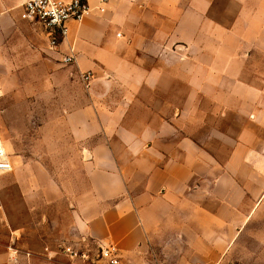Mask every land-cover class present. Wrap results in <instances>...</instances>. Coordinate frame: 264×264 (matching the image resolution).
Wrapping results in <instances>:
<instances>
[{"label": "crops", "instance_id": "obj_1", "mask_svg": "<svg viewBox=\"0 0 264 264\" xmlns=\"http://www.w3.org/2000/svg\"><path fill=\"white\" fill-rule=\"evenodd\" d=\"M25 1L0 0L8 173L71 150L84 179L71 209L79 245H115L129 262L162 227L181 231L178 217L186 247L210 262L237 246L234 233L264 215V0H90L55 51ZM47 247L13 255L86 258Z\"/></svg>", "mask_w": 264, "mask_h": 264}, {"label": "rangeland", "instance_id": "obj_2", "mask_svg": "<svg viewBox=\"0 0 264 264\" xmlns=\"http://www.w3.org/2000/svg\"><path fill=\"white\" fill-rule=\"evenodd\" d=\"M41 156L43 167L19 169L17 176L14 169L0 174V264H26L13 255L14 248L31 245L58 248L59 252L68 246L86 255L75 260L63 257L65 264H104L99 258L100 246L90 241L80 246L73 230L74 192L82 191L74 185L84 179L80 169L67 166L72 151L65 153L64 160L50 151H41ZM177 227L181 229L178 233L162 227L147 252L137 254L132 262L121 256L120 264H264V215L252 219L239 234L235 232L237 246L219 249L222 253L216 262L209 261L208 249H200L204 254L197 255L196 249L186 247L184 217H178ZM190 228L202 234L197 225ZM194 230L189 232L191 236Z\"/></svg>", "mask_w": 264, "mask_h": 264}, {"label": "built area", "instance_id": "obj_3", "mask_svg": "<svg viewBox=\"0 0 264 264\" xmlns=\"http://www.w3.org/2000/svg\"><path fill=\"white\" fill-rule=\"evenodd\" d=\"M90 0H27L23 4L25 16L37 22L48 35V48L55 51L59 39L68 33L69 23H79L90 13ZM74 59L64 56L62 63L67 64ZM90 73L83 75L87 81ZM11 166L0 141V174L10 172ZM62 253L70 257L78 256L70 247L62 249ZM99 258L104 264H120L119 250L115 245L99 247Z\"/></svg>", "mask_w": 264, "mask_h": 264}]
</instances>
